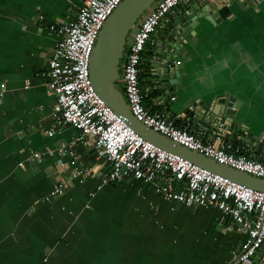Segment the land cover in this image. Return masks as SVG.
Instances as JSON below:
<instances>
[{
	"label": "crops",
	"instance_id": "0c3cea01",
	"mask_svg": "<svg viewBox=\"0 0 264 264\" xmlns=\"http://www.w3.org/2000/svg\"><path fill=\"white\" fill-rule=\"evenodd\" d=\"M211 1L220 21L198 18L195 34L181 41L167 21L153 35L155 43L147 46L140 67L142 86L152 83L147 103L180 114L191 131L203 132L219 145L234 142L264 160V0L250 7L234 0ZM81 3L0 0V264H229L245 232L228 229L229 220L219 208L165 199L138 179L98 190L107 161L80 141L74 151L91 173L50 203L40 201L71 170L68 154L65 169L59 171L60 143L80 134L56 116L57 99L45 73L61 35L51 33L49 26L75 19ZM170 44L180 47L185 66L184 98L173 103L163 96L152 67L157 51H167ZM225 92L241 100L239 122L246 138L258 144L213 135L189 123V99ZM36 152L41 158L30 161ZM243 264H264V258Z\"/></svg>",
	"mask_w": 264,
	"mask_h": 264
},
{
	"label": "built area",
	"instance_id": "2783aa9c",
	"mask_svg": "<svg viewBox=\"0 0 264 264\" xmlns=\"http://www.w3.org/2000/svg\"><path fill=\"white\" fill-rule=\"evenodd\" d=\"M122 1L82 0L75 19L49 26L51 33L61 35L45 73L57 99L56 116L62 124L79 129L80 134L69 143H60L59 171L65 169L63 159L68 154L72 155L71 170L66 176H59L43 200L50 202L63 195L77 179L91 173L92 168L82 165L74 151V145L80 141L93 146L98 157L107 161L98 189L104 184L138 179L151 184L165 199L185 205L217 207L228 218V229L238 227L245 232V239L229 264L250 262L256 256L264 258V191L203 168L148 141L95 89L90 76V58L102 27ZM187 1L157 0L135 30L122 71L127 103L134 116L155 131L219 163L264 178L263 159L241 151L234 142L219 145L203 132L179 126L180 114L152 111L147 103L149 94L145 89L148 88L142 86L140 77L144 51L155 43L152 37L164 22L168 24L169 14ZM4 86L2 83L1 87ZM54 132L49 129L48 134L52 136ZM39 158L41 154L36 152L28 159Z\"/></svg>",
	"mask_w": 264,
	"mask_h": 264
},
{
	"label": "water",
	"instance_id": "95a60500",
	"mask_svg": "<svg viewBox=\"0 0 264 264\" xmlns=\"http://www.w3.org/2000/svg\"><path fill=\"white\" fill-rule=\"evenodd\" d=\"M156 1L123 0L107 19L99 33L90 58V76L95 89L106 103L126 120L130 127L148 141L203 168L264 191V178L219 163L209 156L190 149L148 127L132 113L124 93L117 86V81L121 79L120 64L124 58L131 28L138 22L140 16L142 19L144 18V15ZM234 1H240L245 6L250 7L259 4L262 0ZM214 8L211 0H197L187 6H182L180 12H171L168 25L175 32L176 39L181 41L190 34H195V28L199 22L198 18L206 17L213 22L220 21L219 12ZM179 49L180 47H176L174 44H170L167 51L159 49L157 52L161 54L158 56V53L152 62L153 74L159 83H162L160 88L164 91L165 95L163 96L165 99L170 98L172 103L184 98L180 89H184L181 70H184L185 66L179 57ZM189 103L186 113L191 114L190 124H199L202 131H208L213 135L226 136L228 139L239 137L243 141H253V143L258 144L253 137L246 138L243 130L244 124L239 122L238 115L241 100L229 92H225L221 96L215 95L211 99L198 101L189 99ZM216 142L218 143V141Z\"/></svg>",
	"mask_w": 264,
	"mask_h": 264
},
{
	"label": "rangeland",
	"instance_id": "374dc122",
	"mask_svg": "<svg viewBox=\"0 0 264 264\" xmlns=\"http://www.w3.org/2000/svg\"><path fill=\"white\" fill-rule=\"evenodd\" d=\"M141 19H142V16H140L139 17V19H138V22L131 28V30H130V32H129V35H128V43H127V46H126V50H125V54H124V58L121 60V64H120V74L122 75V71H123V63H124V60H125V56L127 55V51H128V45H129V43L133 40V35H134V32H135V29H137V26H138V24L141 22ZM117 85H118V87L119 88H124V86H123V78H121L119 81H117ZM145 88H147V87H149L148 89H149V91H148V89H145L146 90V93L147 94H150L149 92H150V89H151V85H152V83H150V82H146L145 84ZM124 93V97H125V100L127 101V98H126V95H125V92H123ZM151 97H152V95H150ZM122 182V181H121ZM100 183H101V180H100ZM120 183V182H119ZM106 185H108V184H104L100 189H98V190H101V189H103ZM48 194V193H47ZM46 194V195H47ZM46 195H44V196H46ZM43 196V197H44ZM43 197H42V199L40 200L41 202H46V203H50L49 201H46V200H43Z\"/></svg>",
	"mask_w": 264,
	"mask_h": 264
},
{
	"label": "trees",
	"instance_id": "16d2710c",
	"mask_svg": "<svg viewBox=\"0 0 264 264\" xmlns=\"http://www.w3.org/2000/svg\"><path fill=\"white\" fill-rule=\"evenodd\" d=\"M151 54H152V52H151ZM118 86V85H117ZM122 92H124V88H119ZM155 93V95L156 94H158V92H160V90L159 89H157V90H155L154 91ZM156 110H160V109H152V111H156ZM177 124L179 125V126H184V124L181 122V121H178L177 122ZM188 129H189V127L188 126H186ZM113 184H115V185H117L118 183H113ZM243 264V263H242Z\"/></svg>",
	"mask_w": 264,
	"mask_h": 264
}]
</instances>
